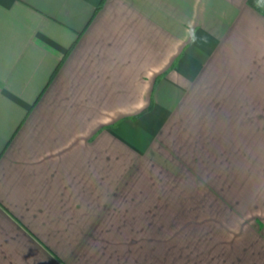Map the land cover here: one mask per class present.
Listing matches in <instances>:
<instances>
[{"label": "crops", "instance_id": "0c3cea01", "mask_svg": "<svg viewBox=\"0 0 264 264\" xmlns=\"http://www.w3.org/2000/svg\"><path fill=\"white\" fill-rule=\"evenodd\" d=\"M249 124L254 237L177 217L153 253L167 196L136 168L228 165ZM60 261L264 264V0H0V264Z\"/></svg>", "mask_w": 264, "mask_h": 264}, {"label": "rangeland", "instance_id": "374dc122", "mask_svg": "<svg viewBox=\"0 0 264 264\" xmlns=\"http://www.w3.org/2000/svg\"><path fill=\"white\" fill-rule=\"evenodd\" d=\"M249 97H251L248 101L250 109L255 104L254 87L249 88ZM247 120L250 123L251 119ZM235 140L236 135H231L230 143ZM240 140L242 147L238 149L237 155L227 154L226 162L231 161L228 165L205 164L194 168L180 163V166L175 164L168 167L153 166L150 168L151 171L147 166L136 168L137 174H150L151 190L154 195L161 193L167 196L166 199L164 196L162 198L158 196L151 202L153 206L156 205V201L167 200L166 205L169 207V213L150 215L152 228L145 231V237L151 238L154 243L153 253L159 250L157 240L162 234L157 229L160 225L171 226L168 229V237L177 236L179 231L175 229L174 224L177 217L180 222L185 223L184 236L192 232V227H198L194 233L201 241L208 237L214 239L217 243L215 246L217 253L231 254V251L234 253L240 248L241 238L244 237L245 244L254 237L257 189L254 124L248 125L247 133L241 134ZM232 147L238 148L239 145L235 142ZM216 152L219 154L216 161L223 162L225 156L223 150ZM179 207L182 210L178 211ZM192 222L199 225L192 226Z\"/></svg>", "mask_w": 264, "mask_h": 264}, {"label": "trees", "instance_id": "16d2710c", "mask_svg": "<svg viewBox=\"0 0 264 264\" xmlns=\"http://www.w3.org/2000/svg\"><path fill=\"white\" fill-rule=\"evenodd\" d=\"M59 66H60V65H59ZM59 66H58V67H59ZM57 70H58V69H57ZM148 110H149V109H145L142 113H144V112H146V111H148ZM137 117H138V116H137Z\"/></svg>", "mask_w": 264, "mask_h": 264}]
</instances>
